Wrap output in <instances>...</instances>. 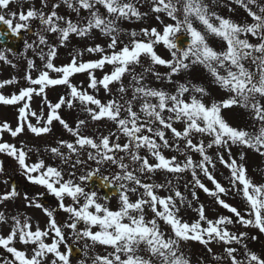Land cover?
<instances>
[{
	"label": "snow or ice",
	"instance_id": "1",
	"mask_svg": "<svg viewBox=\"0 0 264 264\" xmlns=\"http://www.w3.org/2000/svg\"><path fill=\"white\" fill-rule=\"evenodd\" d=\"M149 2L151 12L157 14L156 19L163 25L162 31L155 27L142 28L139 33L132 31L127 33L128 43H124L120 39V22L140 20L148 15L137 6L141 0H57L51 6L49 0H41L40 9L33 5L26 10L24 0H0V10H4L0 12V25L13 36H20L22 32L36 36L32 43L25 40L24 47L33 52L39 48L37 55L44 67L33 78L31 70L35 69V61L27 59L29 71L24 79L30 86L10 97L0 94V104L23 102L18 108L17 126L13 129L5 122L0 125V132L16 137L27 129L40 137L50 133L56 121L74 138L71 142L59 140L56 147L46 148L62 164L68 165L67 179L63 168L46 164L43 159L29 164L31 149L26 151L24 147L0 142V153L13 158L29 182L44 189V193L35 197L25 193L23 199L26 207L40 209L47 218L45 227L41 228L39 224L34 227L30 217L21 219L20 215L9 217L0 212V224L9 226L7 235L0 234V249L11 257L0 259V264H72V257L77 253L82 257L78 264L89 261L91 264H191L181 248V244L188 241L199 242L209 253H212L211 243H222L225 255L213 254L215 261L264 264V257L243 243L245 239L258 237H249L246 232L233 233L228 228L238 223L264 234V183L254 182L245 165L231 158L233 146L264 157V4L258 0H234L251 18V22L240 23L217 14L208 0ZM215 2L212 0L213 4ZM12 4H17L19 10H11ZM61 5L75 13L76 19L58 14ZM44 8L49 11L45 12ZM82 11L87 15L81 16ZM161 13L172 23L164 24ZM33 21L39 24L36 32H32ZM197 23L200 28L195 26ZM94 31L109 39L107 51L96 44L72 53L68 64H54L58 48L66 47L72 36L86 38ZM44 33L55 34L57 43L49 44ZM3 34L5 32L0 31V35ZM208 37L221 42L222 49L212 47ZM157 45L167 49L169 59L157 53ZM40 46L46 47L47 52ZM10 51H0V61L10 64L6 55ZM85 51L100 54L99 59L83 61L80 58ZM142 57L146 64L142 63ZM106 65H111V71L97 79L93 70H102ZM158 66L166 71H158ZM194 66L203 68L226 97L205 103L204 97L209 95L206 88L190 81L173 80ZM137 67L142 71L137 72ZM85 72L89 89L98 92L102 87L112 98L102 102L87 89L71 83L70 77ZM148 75L157 81L175 83V90L151 87L145 83ZM125 76L129 78L127 85ZM16 82L15 78L0 82V88ZM61 85L68 89V98L61 96L58 102H49L45 90ZM111 85H117L114 93ZM34 94L42 96L47 104L46 119L43 112L37 115L31 110L29 102ZM77 101L87 119H78L72 127L58 110L64 105L72 108ZM231 109H242L248 114L251 121L248 128L233 127L225 119L224 111ZM29 117H36L37 123L29 122ZM101 122L104 127L112 125L107 134L101 131ZM90 123L97 125L93 135L86 134ZM177 124L181 128L178 129ZM197 136L201 139L196 140ZM203 137L209 138L207 143ZM214 147L228 152L229 160L219 152L217 159L229 169V189L210 171L215 163L207 150ZM164 149L177 152L183 159L165 156ZM192 154H198L200 159L194 161ZM244 158L242 151L240 160ZM78 168L83 169L79 174ZM3 171V162H0V173ZM158 172L175 179L190 173L191 180L185 187L192 185L193 198H197L195 189H201L235 219L220 216L215 221L210 220L204 206L200 205L196 209L198 220L183 221L179 212L185 197L174 189L172 179L150 182ZM200 174L212 183V189L202 183ZM163 189L172 190V194L159 195V190ZM229 191L243 199L247 218L221 199V194ZM45 193L55 198L54 208L42 203ZM19 195L13 186L0 194V203ZM113 197L117 201L115 209L109 206ZM187 206L191 207V202H187ZM58 212L65 214L63 222H57ZM162 224L170 231H164ZM18 244L22 247H17ZM74 244L81 246L77 249ZM233 245L242 246L243 259L237 258L241 249ZM98 247L104 249L103 254L96 252Z\"/></svg>",
	"mask_w": 264,
	"mask_h": 264
},
{
	"label": "rangeland",
	"instance_id": "2",
	"mask_svg": "<svg viewBox=\"0 0 264 264\" xmlns=\"http://www.w3.org/2000/svg\"><path fill=\"white\" fill-rule=\"evenodd\" d=\"M57 0H49V6L51 4L56 3ZM208 3L210 4V7L213 11H215L217 14L224 18H229L235 22H240L246 12L245 10L240 7L239 5L234 3V0H216V2L213 4L212 0H208ZM258 3L264 4V0H258ZM35 6L37 9H40L41 6V0H24V10H26L29 6ZM143 12H148V15L150 14V2L149 0H145V2L137 5ZM255 7V6H253ZM11 10H19L17 4L10 5ZM229 9H232L231 11ZM45 12L49 11V8L43 9ZM4 10H0V12H3ZM103 11V10H102ZM58 14L63 16H71L74 20L76 19V14L70 12L64 5H61L59 9H57ZM6 14V13H5ZM247 14V13H246ZM87 13L81 12V16H85ZM147 15V16H148ZM156 13H153L152 19L149 20L148 17H144V19L147 21V25L143 28H153L156 27L158 30L162 31L163 25L160 23V21H156ZM161 16V19L163 20L164 24L172 23L170 19H168L164 14H159ZM250 18V17H249ZM143 19V18H142ZM251 19V18H250ZM141 20V19H140ZM140 20L132 19V20H123L120 22L119 27L122 29V34L120 36V39L124 43H128L129 37L127 33H130L132 31H136L137 33L140 32L141 26H143V23L137 27V23ZM156 22V23H153ZM242 23V22H240ZM196 27L200 28L201 26L197 23L195 25ZM39 28L38 21L32 22V32H36ZM26 33V39L29 43H32L34 40L37 39L36 36H34L30 32ZM47 36V39L49 41V44H55L57 43V39L55 34H49L44 33ZM137 38H140L139 36ZM209 44L216 48L217 50L222 49L223 45L221 42H219L214 37H208ZM109 43V39L103 35H101L99 32H93L90 36L86 38H80L76 36H72L70 40L67 43L66 47L58 48L57 57L54 60V64L56 66H61L68 64L71 61V54L75 51H83L87 47L94 46L96 44L101 45L107 49V44ZM43 48L45 52H47V48L44 46H40ZM3 50V49H2ZM0 49V51H2ZM5 50V49H4ZM40 51L38 48L36 52H33V50L28 49L25 50V47L23 45V49L18 53L13 55V52H7L6 55L8 56V59L11 61V63H5L4 61H0V82L11 80L13 78L16 79V83L13 84H5L4 87L0 88V94H3L6 97H10L13 94H18L19 90L23 87L30 86L28 82L24 79L25 74L29 71L28 65H27V59H33L35 61V69L31 70V75L33 78H36L39 75V71L44 70L43 62L39 59V56L37 53ZM157 53L165 59L170 58V54L168 53L167 49H165L162 45L156 46ZM100 54H90L86 51L84 52L83 56L80 58L83 61H91L99 59ZM142 63H147L146 60L142 57ZM15 65V67H13ZM158 71L164 72L166 69L163 66H158ZM111 71V65H106L104 69H96L93 70L94 75L97 77V79L102 78L103 74L105 72ZM137 72L142 71L140 67L136 68ZM51 76L55 77L57 76L56 73H50ZM71 83L76 85L78 88L87 89L90 94H93L98 97V92H94L92 89L88 88V82L89 77L88 73H76L72 77H70ZM174 81L179 82H185L190 81L193 84L203 86L207 89L209 95L204 97V102L209 103L212 100H221L226 97V93L223 92L221 89H219L217 86H215L212 83L211 77L206 73V71L201 68L200 66H194L192 69L188 72L181 73L178 76L173 77ZM129 82V78L125 76L124 83L127 85ZM145 83L150 85L154 88H163L167 91H174L175 90V83L169 84L166 81H157L155 77L148 75L145 79ZM65 86H55V87H49L45 90V94L48 98H50L49 102L56 103L59 101V98L61 96H64L65 98H68V90L64 88ZM110 87L113 88V93L115 92V88L117 85H111ZM101 87L99 90H102ZM104 90V89H103ZM60 93V94H59ZM104 95L105 91L103 92ZM102 102H106L108 99H111L112 97L108 98L107 96L98 97ZM187 98V97H186ZM53 99V100H51ZM4 105L0 107V125L7 122L11 128H15L18 124V108L22 105ZM30 103V107L32 111H35L37 115H40L41 112L44 114V118L46 119L47 113H48V107L47 104L43 102L42 96L33 95ZM75 103L78 105L77 109L75 107ZM74 103V106L71 108V111L73 112L75 109L78 110L77 112H80V119H87L86 114L81 110V105L77 101ZM66 109L68 108L66 105H64ZM69 109V108H68ZM59 109L58 111H60ZM68 110H66L67 112ZM69 111V113L71 112ZM71 112V113H72ZM224 117L225 119L233 126L237 128H248L251 124V121L249 117H246L247 114L242 109H231V110H225L224 111ZM61 115V114H60ZM248 115V114H247ZM62 116V115H61ZM65 121L66 119L62 117ZM240 121V122H239ZM29 122L32 124H36L37 120L36 117H29ZM67 122V121H66ZM77 120L75 121L76 124ZM70 126L75 127V124L68 123ZM178 129L181 128V125L177 124L175 125ZM101 131L104 132V134H107V131L109 128L112 127V125H108L107 127H104V122H101L99 125ZM97 128V125L94 123H90L86 129V134L91 135V133H95V130ZM91 132V133H90ZM2 132H0L1 134ZM5 133V134H4ZM3 138L0 139V142H7L10 144H18L20 147H24L25 150L27 149H33L35 147L37 152L40 154V159H43L46 164L52 165L54 167H61L64 168L65 165L61 163V161L54 157L50 152L46 151V148L49 147H56L57 141L59 140H66V141H72L74 138L56 121L53 122L52 125V131L48 134L42 135L40 137L35 136L31 132L25 131L21 133L20 135L16 137H12L9 132H4ZM201 139V137L197 136L196 140ZM205 140V143L208 142V137H203ZM14 142V143H12ZM18 142V143H17ZM123 138L121 139V143H123ZM194 142H196L194 140ZM15 145V144H14ZM66 151V150H64ZM208 154L213 157V161L215 163V167L211 168L210 171L214 175L215 179L226 189L230 188L229 184V176L230 172L229 169L226 168L223 164L219 162L217 159V152L222 154L224 156V159L227 161L229 160L228 152L221 148H212L208 149ZM245 153V158L243 161L240 160V154L241 152ZM193 160L198 161L200 159L198 154H192ZM167 157H171L170 155H167ZM231 158L236 159L238 162L243 163L245 167L247 168V174L248 176L256 183H264V157L259 156L257 153L251 151L242 149L237 146H233L231 148ZM178 160H182L183 158L177 157ZM53 163H50V162ZM0 162H3V173H0V194H3L7 191H10L13 187V182L17 186V191L20 193V195L16 198L10 199L8 201H4L0 203V212H3L5 216H12V215H20L21 219H23L24 216L30 217L31 223L35 227L37 224L41 228H44L46 225L47 218L44 216L43 212L40 209H36L34 207H26V201L23 199L24 194L27 193L30 197L37 196L38 193H44V189L42 187L33 185L25 175L22 174L21 169L19 168V165L17 162L7 156L4 153H0ZM27 162L31 164L27 159ZM68 166V165H67ZM83 169H77V173L79 174ZM170 175L162 172L155 173L152 177V180L150 182L159 183L163 182L166 178L170 179ZM65 178L67 179V172L65 173ZM200 178L202 183L205 184L206 187L209 189H212L214 186L210 181L207 180L206 177L203 176V174H200ZM191 180L190 173L183 174L182 178L179 179H172V183L175 190H179L182 195L185 197V204L181 206V210L179 212V216L182 218L183 221L192 223L198 220V214L196 212V209L203 205L205 208V214L208 219L215 221L220 216H226V217H232L235 219L232 213L228 212L226 209H224L222 206L218 205L214 198L209 196L207 193H205L201 189H195L196 193L200 191L203 196H197L196 199L192 196V185L189 183L188 187H185V184ZM7 181V183H5ZM36 195H35V194ZM161 196H167L172 194V190L170 189H163L159 190L158 192ZM132 199L135 200L136 197L132 196ZM221 199L225 200L226 203L230 204L233 207H236L242 215H245V218L247 217V209L245 207V203L243 199L236 194L235 192L229 191L226 195L221 194ZM187 202H191V207L187 206ZM67 203V201H66ZM110 207L115 209L117 207V201L115 198H112L109 204ZM51 208V207H49ZM190 212V213H189ZM192 217H191V215ZM57 222H63V220L66 219V216L64 213L60 212L56 214ZM11 223V221H9ZM207 226L206 224L204 225ZM164 231H170L168 228H166L163 224L161 225ZM229 230L233 233H240V232H246L250 236H257L259 239L251 240V239H245L243 243H246L248 247L254 248V244H257L256 247L258 249H254L253 252H255L257 255H260L264 257V234H260L258 230L255 228H245L244 226L234 223V226L231 224L228 226ZM9 231L8 224H0V234L7 235ZM78 247L81 246V244H76ZM237 247L238 249H241L240 252H238V259H243L242 256V246L241 245H233ZM17 247H22L21 245H17ZM212 249V253H209L207 250V247L200 244L197 241H188L181 244V248L185 255L190 259L191 264H228V261L220 262L213 260L212 256L215 255H225L224 253V245L222 243L213 242L209 245ZM250 248H248L250 250ZM3 250V249H2ZM96 252L103 254L104 249L98 247L96 249ZM3 253L6 254V251L3 250ZM10 254H7V256ZM7 256L3 255V258H7ZM79 259H75L72 257V264H78ZM88 264H91L89 261Z\"/></svg>",
	"mask_w": 264,
	"mask_h": 264
},
{
	"label": "water",
	"instance_id": "3",
	"mask_svg": "<svg viewBox=\"0 0 264 264\" xmlns=\"http://www.w3.org/2000/svg\"><path fill=\"white\" fill-rule=\"evenodd\" d=\"M0 31H4L5 34L0 35V47H8L12 48L15 51L19 50V46L21 42L23 41V37L20 36H13L10 32L6 31L5 26L0 25ZM14 40H16L17 44L14 43Z\"/></svg>",
	"mask_w": 264,
	"mask_h": 264
}]
</instances>
